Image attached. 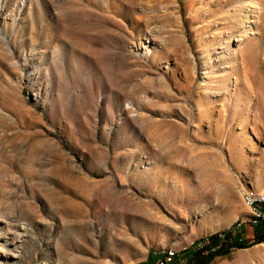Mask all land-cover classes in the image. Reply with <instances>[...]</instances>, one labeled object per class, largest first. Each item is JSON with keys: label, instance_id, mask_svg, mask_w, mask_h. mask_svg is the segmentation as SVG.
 <instances>
[{"label": "rangeland", "instance_id": "rangeland-1", "mask_svg": "<svg viewBox=\"0 0 264 264\" xmlns=\"http://www.w3.org/2000/svg\"><path fill=\"white\" fill-rule=\"evenodd\" d=\"M244 191L264 193V0H0V264L253 244Z\"/></svg>", "mask_w": 264, "mask_h": 264}, {"label": "trees", "instance_id": "trees-1", "mask_svg": "<svg viewBox=\"0 0 264 264\" xmlns=\"http://www.w3.org/2000/svg\"><path fill=\"white\" fill-rule=\"evenodd\" d=\"M261 221V218H253L252 222ZM258 229H263L264 226H258ZM239 232L234 233L233 229L226 230L213 234L212 236L204 239L205 244L198 247L190 254V259L186 264H211L217 256L230 254L234 249L247 248L254 244L264 242V236L258 237L255 243L248 244L239 241Z\"/></svg>", "mask_w": 264, "mask_h": 264}, {"label": "built area", "instance_id": "built-area-1", "mask_svg": "<svg viewBox=\"0 0 264 264\" xmlns=\"http://www.w3.org/2000/svg\"><path fill=\"white\" fill-rule=\"evenodd\" d=\"M243 198L245 204L251 209V211L261 213V221L251 223L254 226L264 225V196H262V200H252L248 195L243 193ZM240 229V228H239ZM238 230L234 231L237 233ZM176 260L175 257V249H170L167 252H161L160 256L158 257L157 261L152 264H174Z\"/></svg>", "mask_w": 264, "mask_h": 264}, {"label": "bare ground", "instance_id": "bare-ground-1", "mask_svg": "<svg viewBox=\"0 0 264 264\" xmlns=\"http://www.w3.org/2000/svg\"><path fill=\"white\" fill-rule=\"evenodd\" d=\"M262 196H264V193L259 195V196L248 195V197H250V199H252V200H262ZM243 200H244V198H243ZM255 218H261V213L256 212ZM262 245H264V244H262ZM175 257H177V252L176 251H175Z\"/></svg>", "mask_w": 264, "mask_h": 264}, {"label": "crops", "instance_id": "crops-1", "mask_svg": "<svg viewBox=\"0 0 264 264\" xmlns=\"http://www.w3.org/2000/svg\"><path fill=\"white\" fill-rule=\"evenodd\" d=\"M176 262V261H175Z\"/></svg>", "mask_w": 264, "mask_h": 264}]
</instances>
